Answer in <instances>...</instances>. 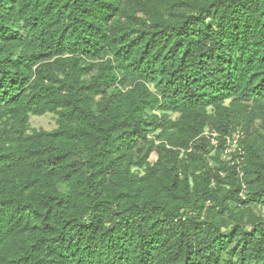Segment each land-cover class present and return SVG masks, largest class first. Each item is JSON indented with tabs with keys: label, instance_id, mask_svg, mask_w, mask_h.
I'll use <instances>...</instances> for the list:
<instances>
[{
	"label": "trees",
	"instance_id": "16d2710c",
	"mask_svg": "<svg viewBox=\"0 0 264 264\" xmlns=\"http://www.w3.org/2000/svg\"><path fill=\"white\" fill-rule=\"evenodd\" d=\"M254 203L264 0H0V264H264Z\"/></svg>",
	"mask_w": 264,
	"mask_h": 264
},
{
	"label": "rangeland",
	"instance_id": "374dc122",
	"mask_svg": "<svg viewBox=\"0 0 264 264\" xmlns=\"http://www.w3.org/2000/svg\"><path fill=\"white\" fill-rule=\"evenodd\" d=\"M57 128V117L52 114H48L45 116H35L31 117L30 119V131L34 130H45V131H52ZM152 160H156V157L153 156ZM248 209L246 213H249L251 210L257 217L264 220V203H254L251 205H247Z\"/></svg>",
	"mask_w": 264,
	"mask_h": 264
},
{
	"label": "built area",
	"instance_id": "2783aa9c",
	"mask_svg": "<svg viewBox=\"0 0 264 264\" xmlns=\"http://www.w3.org/2000/svg\"><path fill=\"white\" fill-rule=\"evenodd\" d=\"M214 136H217V134H214ZM240 137V133L237 132V134L234 136H227L225 137L226 141H227V147L225 150V156L226 157H230L232 155V153H234L236 151V149L238 148V140ZM215 143L216 141L213 140ZM239 149V148H238Z\"/></svg>",
	"mask_w": 264,
	"mask_h": 264
}]
</instances>
